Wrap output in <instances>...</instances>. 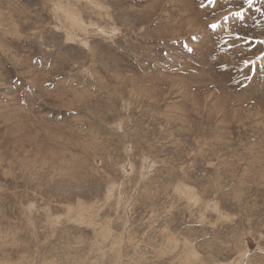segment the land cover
Returning a JSON list of instances; mask_svg holds the SVG:
<instances>
[{"label": "rangeland", "instance_id": "rangeland-1", "mask_svg": "<svg viewBox=\"0 0 264 264\" xmlns=\"http://www.w3.org/2000/svg\"><path fill=\"white\" fill-rule=\"evenodd\" d=\"M0 264H264V0H0Z\"/></svg>", "mask_w": 264, "mask_h": 264}, {"label": "snow or ice", "instance_id": "snow-or-ice-1", "mask_svg": "<svg viewBox=\"0 0 264 264\" xmlns=\"http://www.w3.org/2000/svg\"><path fill=\"white\" fill-rule=\"evenodd\" d=\"M210 2H212V3H215V0H210ZM244 2L245 3H247L248 5H249V7H251L252 6V4H253V0H244ZM231 16L233 17V18H235V19H237V20H243V18H244V14H243V12L242 11H236V12H232L231 13ZM225 19H227V17H225ZM217 27V25H215V24H213L212 25V28L213 29H215ZM247 38L245 37V36H237V40L239 41V40H246Z\"/></svg>", "mask_w": 264, "mask_h": 264}]
</instances>
